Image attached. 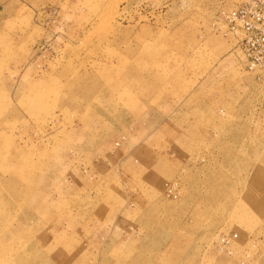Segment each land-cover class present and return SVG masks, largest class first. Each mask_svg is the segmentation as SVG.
I'll return each mask as SVG.
<instances>
[{
  "label": "rangeland",
  "instance_id": "374dc122",
  "mask_svg": "<svg viewBox=\"0 0 264 264\" xmlns=\"http://www.w3.org/2000/svg\"><path fill=\"white\" fill-rule=\"evenodd\" d=\"M244 2L0 0V264H264Z\"/></svg>",
  "mask_w": 264,
  "mask_h": 264
},
{
  "label": "built area",
  "instance_id": "2783aa9c",
  "mask_svg": "<svg viewBox=\"0 0 264 264\" xmlns=\"http://www.w3.org/2000/svg\"><path fill=\"white\" fill-rule=\"evenodd\" d=\"M248 5L250 6L251 9H253V12L261 13L264 15V5H263L262 0H245L244 3H242L240 6H238L237 10L233 14V19L236 22L243 23V21H242L243 17L241 15L244 14V11H243L242 6L245 7ZM234 27L236 28V30H238L241 33V35L244 37V39L250 38L251 35H253L254 30H255V27L251 23H248V22H244L241 25V27H237L236 25H234ZM262 30H264V26L261 29V31ZM258 32H260V31H258Z\"/></svg>",
  "mask_w": 264,
  "mask_h": 264
}]
</instances>
